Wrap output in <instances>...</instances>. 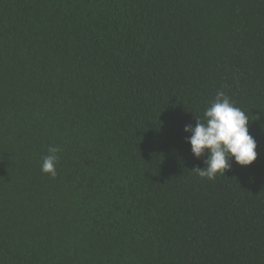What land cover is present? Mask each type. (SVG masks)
I'll list each match as a JSON object with an SVG mask.
<instances>
[{
	"label": "trees",
	"instance_id": "obj_1",
	"mask_svg": "<svg viewBox=\"0 0 264 264\" xmlns=\"http://www.w3.org/2000/svg\"><path fill=\"white\" fill-rule=\"evenodd\" d=\"M219 91L257 159L208 180ZM0 264H264V0H0Z\"/></svg>",
	"mask_w": 264,
	"mask_h": 264
},
{
	"label": "clouds",
	"instance_id": "obj_2",
	"mask_svg": "<svg viewBox=\"0 0 264 264\" xmlns=\"http://www.w3.org/2000/svg\"><path fill=\"white\" fill-rule=\"evenodd\" d=\"M196 124L185 125L186 142L196 158L207 156L203 168L195 171L202 179L213 180L217 174H225L231 167L230 158L241 166H249L257 159V143L249 134V117L223 92L216 94L215 100L204 111V122L195 117ZM207 150V151H206ZM49 154L41 163V172L56 176L58 147H49Z\"/></svg>",
	"mask_w": 264,
	"mask_h": 264
}]
</instances>
